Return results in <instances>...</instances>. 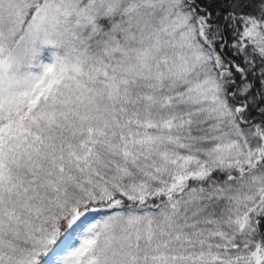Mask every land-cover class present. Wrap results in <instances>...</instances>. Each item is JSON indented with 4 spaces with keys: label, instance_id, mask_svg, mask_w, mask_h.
Wrapping results in <instances>:
<instances>
[{
    "label": "snow or ice",
    "instance_id": "snow-or-ice-1",
    "mask_svg": "<svg viewBox=\"0 0 264 264\" xmlns=\"http://www.w3.org/2000/svg\"><path fill=\"white\" fill-rule=\"evenodd\" d=\"M0 264H264V0H0Z\"/></svg>",
    "mask_w": 264,
    "mask_h": 264
}]
</instances>
